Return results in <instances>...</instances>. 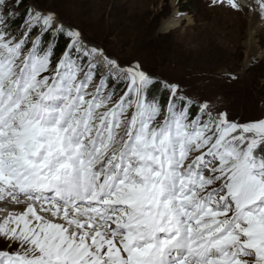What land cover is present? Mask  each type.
Masks as SVG:
<instances>
[{
  "label": "snow or ice",
  "instance_id": "snow-or-ice-1",
  "mask_svg": "<svg viewBox=\"0 0 264 264\" xmlns=\"http://www.w3.org/2000/svg\"><path fill=\"white\" fill-rule=\"evenodd\" d=\"M5 199L0 264H264V115L119 61L41 0H0Z\"/></svg>",
  "mask_w": 264,
  "mask_h": 264
},
{
  "label": "rangeland",
  "instance_id": "rangeland-1",
  "mask_svg": "<svg viewBox=\"0 0 264 264\" xmlns=\"http://www.w3.org/2000/svg\"><path fill=\"white\" fill-rule=\"evenodd\" d=\"M41 3L65 24L83 28L87 41L110 56L121 62L139 61L156 77L178 82L187 95L208 100L233 119L264 115V27L255 34L256 53H249L250 8L210 6V0ZM170 19L180 22L166 28ZM230 74L239 78L232 81Z\"/></svg>",
  "mask_w": 264,
  "mask_h": 264
},
{
  "label": "bare ground",
  "instance_id": "bare-ground-1",
  "mask_svg": "<svg viewBox=\"0 0 264 264\" xmlns=\"http://www.w3.org/2000/svg\"><path fill=\"white\" fill-rule=\"evenodd\" d=\"M177 0H173V4H175ZM238 4H240L243 7L250 8L249 6L253 3V0H236ZM177 4V3H176ZM251 11V10H250ZM255 21L256 27H253V23ZM180 22V19H170L166 22L165 26L166 28L175 27ZM260 26L259 20L256 18L255 13L253 11L250 12V19L248 24V47H249V53L255 54L257 49V42L255 39V34L257 32L258 27ZM19 209L12 205L11 202L8 199L0 201V219H3L9 212L18 211Z\"/></svg>",
  "mask_w": 264,
  "mask_h": 264
},
{
  "label": "trees",
  "instance_id": "trees-1",
  "mask_svg": "<svg viewBox=\"0 0 264 264\" xmlns=\"http://www.w3.org/2000/svg\"><path fill=\"white\" fill-rule=\"evenodd\" d=\"M182 1H184V0H182ZM186 2H188V1H186ZM185 2V3H186ZM59 15L61 16V14L59 13ZM78 28H80V30L83 32V34H84V29L83 28H81V27H78ZM86 36V35H85ZM90 38V37H89ZM90 40H92V39H90ZM63 45H64V41L63 40H61L60 41V44H59V46H60V48H63ZM158 51L160 52V49L158 48ZM161 55H162V52L160 53ZM164 60V59H163ZM165 61V60H164ZM164 61H162V62H164ZM129 62H131V61H129ZM135 62V61H134ZM124 63H128V62H125L124 61ZM143 65V64H142ZM144 66V68H146L147 70H149L151 73H154V71H152V69H148L147 67H145V65H143Z\"/></svg>",
  "mask_w": 264,
  "mask_h": 264
}]
</instances>
